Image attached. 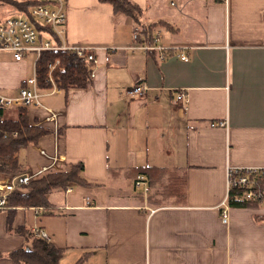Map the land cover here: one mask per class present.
I'll return each instance as SVG.
<instances>
[{
	"label": "crops",
	"instance_id": "0c3cea01",
	"mask_svg": "<svg viewBox=\"0 0 264 264\" xmlns=\"http://www.w3.org/2000/svg\"><path fill=\"white\" fill-rule=\"evenodd\" d=\"M134 1L168 52L145 49V33L135 37L133 19L111 3L68 0L67 42L96 49L94 75L84 87L42 89L43 106H27L30 122L52 131L20 151L19 173L50 167L57 155L61 170L84 161L91 185L51 193L56 214L15 207L11 229L2 209L0 253L29 248L15 231L28 226L65 249L60 264L84 254L82 264H264V205L221 217L229 169H264V0H184L172 12L163 0ZM35 69L31 53L17 61L0 50V92L15 94ZM140 83L148 90L129 96ZM177 89L188 94L186 110ZM50 109L57 121L47 120ZM159 137L169 165L185 171L183 204L154 207L135 189L134 169L167 167L158 147L160 156L150 153ZM127 179L133 191L119 193ZM0 264L20 263L3 255Z\"/></svg>",
	"mask_w": 264,
	"mask_h": 264
},
{
	"label": "trees",
	"instance_id": "16d2710c",
	"mask_svg": "<svg viewBox=\"0 0 264 264\" xmlns=\"http://www.w3.org/2000/svg\"><path fill=\"white\" fill-rule=\"evenodd\" d=\"M99 1L111 3L115 15L123 14L132 18L135 24L142 28V32L147 36L149 43H154L153 28L158 25L144 23V11L134 0ZM34 3H36V0H0L1 6L27 13L28 6ZM39 29L41 31L50 30L49 27L40 25ZM56 59H60L56 74L59 77L58 84L62 88L84 87L88 84L93 68L91 64H86L75 54L68 51H53L43 53L37 61L39 85L42 88L47 89L50 87V84L46 82L48 64L56 61ZM8 109L0 107V177L19 173L22 169L20 151L30 144L38 143L43 135L52 131L48 127L32 124L28 117L27 107L18 108L16 117L9 116L7 114ZM167 172L166 168L156 166L140 167L132 171L133 176L142 173L149 177V183L153 189L158 184L161 185V189L150 191L146 196L144 193H140L154 207L183 204L186 201L187 179L185 171L178 168L177 172H173L168 177L169 181H163L162 175H168ZM234 173L237 175L247 172L235 171ZM248 178L249 184H237L229 190L227 195L229 207H258L264 205V169L251 172ZM69 184L91 185L85 175L84 161H70L67 168L63 170L48 171L33 179L28 185V191L10 195L7 202L9 229L12 228L15 207L18 206L43 208L44 214H56L57 212L53 210L55 207L50 200V195L56 190L65 192ZM248 188L253 189L256 194L252 199H247L244 196V189ZM256 216L258 219L260 218L259 215ZM15 231L28 240L30 243L29 248L23 247L8 253H0V256L7 255L20 264H60L65 249L56 246L49 238L42 236L39 229L21 226ZM87 257L88 254H84L76 264H82Z\"/></svg>",
	"mask_w": 264,
	"mask_h": 264
},
{
	"label": "built area",
	"instance_id": "2783aa9c",
	"mask_svg": "<svg viewBox=\"0 0 264 264\" xmlns=\"http://www.w3.org/2000/svg\"><path fill=\"white\" fill-rule=\"evenodd\" d=\"M13 10L16 11L18 15L0 16V50L11 52L14 59L17 61L23 60L30 53H35L36 69L33 76L29 77L26 83L22 85L15 94H3L0 92V107L20 108L27 106H43L42 89L45 88L39 85V74L37 70V61L41 55L45 52L68 51L75 54L86 64H91L93 66L97 63L96 49L83 44H69L67 42L68 0H36V3L28 6V13L17 9ZM39 25L42 27L47 26L50 30L41 31ZM142 34H144L142 28L136 26L135 37L140 38ZM143 47L148 49V51L159 49V51L164 53L168 52V49H170V47L160 45L156 38H154L153 44L143 45ZM181 58L187 60L189 56L186 53H182ZM107 60H109V57H107ZM59 63L60 59H56V61L48 64L46 82L50 84V87L46 90L50 93H58L64 90V88L58 84L59 77L56 74V68ZM93 69L94 68H92L91 76L94 75ZM148 88L149 86L144 83L136 84L127 89V94L129 96L142 95ZM174 100L181 109L186 110L188 108L189 99L186 90L177 89L174 92ZM57 115L55 110L50 109L47 120L57 121ZM59 158V156L55 155L50 167L43 168L34 174L17 173L6 175L4 178H1L0 209L8 208V197L13 194L24 193L33 179L51 170H61L56 167V162ZM235 171H246L249 175L251 172L261 171V169L255 167L229 169L227 175L228 192L237 184H249L247 173L235 175ZM6 178H8L9 181L4 183L3 181H5ZM135 184L139 188L141 187L145 194L150 190L148 177L145 174H138ZM71 190V187H67L66 189L67 192ZM255 195L253 189H244L245 198L252 199ZM222 220L223 222H228L229 220V205L227 202L224 203ZM40 234L49 238L45 231H40Z\"/></svg>",
	"mask_w": 264,
	"mask_h": 264
},
{
	"label": "rangeland",
	"instance_id": "374dc122",
	"mask_svg": "<svg viewBox=\"0 0 264 264\" xmlns=\"http://www.w3.org/2000/svg\"><path fill=\"white\" fill-rule=\"evenodd\" d=\"M163 1H164L165 8L168 9L170 12L176 10L177 8H179V6L181 4L184 3V0H174L176 2V4L171 5V1L172 0H163ZM7 15H18V13L16 11L8 8L7 6H1L0 5V16H7ZM145 18L148 19L147 16H145L144 19ZM31 54L34 55V56H36L35 53H31ZM166 139H167V137H165V138L159 137V139L157 138V144H155V143H151L150 144V153H151L152 156H155V158L158 157V156H160V153L155 150V148L157 149V147H158L159 148V151L163 153V155H164V157L166 159V161L164 163V166H167V167H164V168H166L168 170V172H167L168 175H166V174L162 175V180L163 181H169L168 177L170 175H172L173 172H177L178 171V168L177 167H174V165H169L170 163L167 162V160H170L172 158L173 154H172V152H170L167 149ZM159 167H161V166H159ZM136 177L137 176H135L134 184H135ZM125 182L127 184H125V186H122V188L120 189V192L119 193H122V192L127 193L128 191H133V180L132 179H127V180H125ZM148 184H149V187H150L149 192L150 191L151 192L157 191V190H159V189L162 188L161 185L158 184L157 187L155 186L154 189H153V187H151V185L149 183V179H148ZM135 189L138 192H140V193L142 192V193L145 194L144 190L142 191V188L141 187L139 188L136 184H135ZM26 191H28V189ZM148 193H146V195ZM224 203L225 202H223L222 208H221V217H222V211H223V208H224Z\"/></svg>",
	"mask_w": 264,
	"mask_h": 264
},
{
	"label": "water",
	"instance_id": "95a60500",
	"mask_svg": "<svg viewBox=\"0 0 264 264\" xmlns=\"http://www.w3.org/2000/svg\"><path fill=\"white\" fill-rule=\"evenodd\" d=\"M8 181H9V179H8V178H6V179H5V181H3V182H4V183H7Z\"/></svg>",
	"mask_w": 264,
	"mask_h": 264
}]
</instances>
